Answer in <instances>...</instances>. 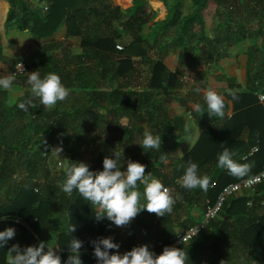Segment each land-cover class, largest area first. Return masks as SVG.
Masks as SVG:
<instances>
[{
	"label": "trees",
	"instance_id": "1",
	"mask_svg": "<svg viewBox=\"0 0 264 264\" xmlns=\"http://www.w3.org/2000/svg\"><path fill=\"white\" fill-rule=\"evenodd\" d=\"M130 1L118 6L129 7ZM189 1L192 10L184 14V0H132L125 10L111 0H0V10L6 7V20L0 27V68L4 71L0 76L13 74L19 59L4 54L10 32L31 39L39 54L37 62L26 63V73L15 77L10 90L0 88V232L18 228L28 240L26 247L38 246L43 241L42 228L57 224V254L62 264L71 254L68 247L74 237L84 244L80 250L83 264H98L91 243L98 238L121 240V255L143 245L158 253L171 245L178 229L195 224L202 215L192 217L190 204L203 202L204 210L206 200L213 203L224 186L242 180L218 167V156L225 148L238 163L252 166L243 179L260 171L264 165V102L255 94L264 92V0ZM152 3L159 5L154 8ZM165 8V18L152 23L156 11L163 16ZM62 24L66 26L64 41L42 42ZM73 37L80 39L79 56L70 52L72 44L67 39ZM120 43L123 50L117 51L115 46ZM242 44V81L223 70L218 77L227 83V92L222 95L226 103L223 118L209 117L203 96L199 101L177 97V91L184 87L180 78L187 66L204 68L197 78L206 88L210 67L234 58L231 51ZM173 51L178 54L175 73L163 63ZM140 57L149 66L141 91L131 87L124 92L121 85L107 92L96 91L95 80L90 84L88 69L82 66L93 60L102 77L113 69L115 75L123 77L133 70L132 59ZM35 71L41 78L50 73L59 75L69 97L46 109L32 96L27 83L29 73ZM158 96L182 101L180 106L202 126L194 143L180 155L176 148L185 122L182 116L171 115ZM29 99L35 106H28L25 112L18 105ZM228 101L232 104L230 117L226 114ZM187 102L200 104L203 116ZM122 116L128 117L126 125L118 120ZM142 119L154 136L160 135L159 150L140 146L145 131ZM255 145L258 151L242 160ZM56 147L69 155L64 168L53 165ZM114 152L119 153L122 171L127 170L129 160L146 165V174L151 172L174 197L179 196L171 214L157 217L144 210L125 234L114 235V224L106 218L98 222L93 206L78 191L71 196L62 191L72 163L84 162L91 171H103L104 158L115 159ZM162 156L168 163L161 162ZM189 161L198 165V175H207L210 184L215 182L213 188L188 190L175 182L184 175ZM138 190L141 204H146L144 186L139 185ZM263 196L264 183L255 187L250 197L228 198L203 232L176 247L188 253L187 264H264V206L258 203ZM248 199L253 201L252 207L246 205ZM71 226L76 227L74 233L68 231ZM10 244L11 240L8 248ZM7 253L6 247H0V264H7Z\"/></svg>",
	"mask_w": 264,
	"mask_h": 264
},
{
	"label": "clouds",
	"instance_id": "2",
	"mask_svg": "<svg viewBox=\"0 0 264 264\" xmlns=\"http://www.w3.org/2000/svg\"><path fill=\"white\" fill-rule=\"evenodd\" d=\"M15 81V74L0 76V88L10 90ZM27 83L31 86L34 98H39L41 105L46 109H53L58 102L65 101L70 91L62 84L59 75L50 73L41 78L40 72L29 73ZM203 91V98L207 105L209 117L223 118L225 116V98L212 89ZM233 94V99H235ZM28 106L34 107L32 99L22 102L18 107L27 111ZM195 112L205 113L200 104L193 107ZM190 115V114H189ZM187 131V127H186ZM142 148H161L160 135H153L147 128L143 133ZM58 154L63 151L62 147L54 148ZM115 159L105 157L103 160V171H91L90 166L84 162L72 163L67 172V179L61 185L64 193L71 196L73 191L88 201L96 212L95 219L99 222L105 218L118 228L129 226L134 219L144 210L157 217H165L173 212L179 196H173L172 190L166 187L160 180L152 177L151 172L146 174V165L131 160L127 161V170L122 171L119 166V153L114 152ZM162 163H167L166 156L161 157ZM218 167L226 169L230 175L243 179L251 171V165L238 163L233 159V154L225 148L218 156ZM178 184L188 190L200 188L207 191L210 178L198 175V165L189 161L184 175L177 180ZM143 185V196L147 203L141 204V192L138 186ZM19 222V221H17ZM69 232L76 231L75 226L68 229ZM16 236V230L8 227L0 232V247L8 250L7 264H62L60 255L56 248L50 243L41 241L38 246L21 248L18 244L8 248V242ZM187 236L183 237L185 245ZM94 256L98 264H187L188 253L175 247H165L162 254L156 255L149 250L147 245L134 247L131 251L119 254V245L113 242L112 237L98 238L93 240ZM83 242L74 239L70 242L68 249L70 255L65 264H83L81 249ZM112 250H116L115 254ZM224 264V262H222Z\"/></svg>",
	"mask_w": 264,
	"mask_h": 264
},
{
	"label": "crops",
	"instance_id": "3",
	"mask_svg": "<svg viewBox=\"0 0 264 264\" xmlns=\"http://www.w3.org/2000/svg\"><path fill=\"white\" fill-rule=\"evenodd\" d=\"M111 2H112V0H111ZM131 5H132V0L130 1V6ZM166 14H167L166 8H165V13L163 16H160L159 13L156 11V18L153 20L152 23L159 21V20H163L165 18ZM152 23L148 24V26L151 25ZM146 31L147 30H145V32ZM10 36L12 37V43L8 44L6 47H4V54H7L11 57L24 58L26 60L27 64H31V63L37 62L39 60V56H38L39 54H38L37 49L35 47V43L33 41H31V39H29L25 35H21V34H17V33H12V34H10ZM65 39H66V26H65V24H62L58 28L56 33L50 39L42 40V42L60 43V42L64 41ZM67 40L70 41L72 44V48L70 51L71 55H74V56L81 55L82 49L79 46L80 39L77 37H73V38H68ZM232 53H234V55L232 56L234 58L229 59V60H225V61L221 62L219 65L213 64L210 67L209 73L206 75V81H205L206 83L204 84L206 88H203L202 85H199V86L196 85L197 77H198L197 73L200 71H203L204 68L201 66L194 65V64H191L184 69L183 75L180 78L182 81L181 83H183V85H184V83H185L184 80H189V82L192 84L191 88H192L193 92H197V89H201V90L211 89L210 88L211 81H209V78L211 76L213 81H215L217 83V85L224 86L223 87L224 89H220V86L215 87L216 88L215 92L222 96L223 93H225V91L227 92V83L223 80H219V78H218L221 76L222 70L225 71L229 76L238 77L239 81H242V77H243V67L245 65V61L241 62L240 58L242 57V55L240 54V52L237 48L233 49ZM177 56H178L177 52L173 51L163 61L164 65L173 73H175L177 70ZM132 61H133V65H134L133 70H130L129 72H127L123 77L115 75L114 69L111 71H108L102 77L101 76L102 72L100 71V68L95 67L96 61H93V60H88L87 65L86 66L82 65V66L85 69H86V67L88 69V76L90 75L89 78L91 79L90 84H92V82H93L92 80H95L94 83H95L96 91L107 92V91H110L112 88L116 87L117 85H121L122 91H124V92L127 91L131 87L134 91L144 90L147 78L149 77V69H148L149 66L144 61V58H142V57L132 59ZM73 69H75V67H73ZM3 72L4 71L1 67L0 73H3ZM74 74L75 73H73V75ZM89 89H91V87H89ZM182 90L183 89L178 90L176 93L177 97L180 99H182V97H181V95L179 96V94H182ZM219 92H221V93H219ZM201 93L203 94V91H201ZM184 94H185V92H184ZM158 98L164 99V102L168 106V109L170 110L171 115H173V116L178 115V112H176V109H179L181 107L180 104L182 103V101L179 102L178 100H176V98H174L172 96L171 97L170 96H167V97L166 96H164V97L158 96ZM168 102H169V104H168ZM187 103L194 106L193 102H187ZM228 106L229 107H228L226 114L231 113L232 104L230 101H228ZM144 116H145L144 118H147L145 114H144ZM118 120L122 125H126L128 122V117L127 116L118 117ZM144 121L145 120L142 119L140 125L142 127L148 129V127L146 126ZM183 121L185 123H187L186 122L187 119H185V117H183ZM196 138H197V136H196ZM196 138H195V140H196ZM187 143H188V141H186L185 143L182 141V143H180L178 145V147L176 148V152H178V150H180L182 153H184L190 147V145L193 144V142H192L189 146H185V145H188ZM56 148H58V147H56ZM62 153L64 155L63 160H66V159L68 160L69 155H67L64 151L60 152L59 154L54 151V157L56 159H57V156L60 158V157H62ZM167 163H168V161H167ZM241 195H246V194H241ZM13 220L16 222L19 221L17 219H13ZM56 225L55 226L50 225V226L43 227L41 230V235L43 238L42 239L43 242L50 243V246L53 248H56L55 251L59 252L60 249L58 248L57 243H56L57 234H58ZM13 228L16 230V236L11 240L10 247L14 244H18L22 249L25 248L26 245L29 244L28 240L24 237V235H22L20 229L15 228V227H13ZM126 228H127V226L124 228H118L115 225H113L114 235L121 234L122 230H125ZM7 259H8V253L6 255V261H7Z\"/></svg>",
	"mask_w": 264,
	"mask_h": 264
},
{
	"label": "built area",
	"instance_id": "4",
	"mask_svg": "<svg viewBox=\"0 0 264 264\" xmlns=\"http://www.w3.org/2000/svg\"><path fill=\"white\" fill-rule=\"evenodd\" d=\"M115 49L117 51H122L123 47L121 44H117L115 46ZM26 68H27V64L24 58H19L18 60H16L14 64V70H13L15 77L23 76L26 73ZM255 95L259 102H264V92H258ZM227 116L230 117V113L227 114ZM257 151H258V146L255 145L250 149V151L247 154L243 155L241 159L245 160L251 155L255 154ZM60 165L61 164L58 163V166ZM177 180H175L176 183H177ZM262 183H264V165L262 166V168L260 169L258 173L250 177H247L245 179H242L238 182L230 183L224 186L213 203H210L209 200L205 201V207L202 212V215L199 217L198 221L195 224L187 227L186 229L182 231L181 230L177 231L176 235L171 238V245L169 247L176 248L178 246L184 245L183 243L184 236H187V240L185 243L187 244L190 240H192L194 237H196L201 232H203L207 228L209 223L217 217L218 213L220 212L225 201L228 198H231L234 195H241L242 193H245L247 197H250V194L252 193L254 188ZM214 186H215V182H212L210 184V188H213ZM35 192H37V189H35ZM258 203L261 206H264V196L258 201ZM246 205L248 207H252L253 201L251 199H248L246 202ZM121 233L125 234V230H122ZM114 243L120 246L122 242L121 240H117ZM160 246H161V242L157 243V247H160ZM163 250L155 254L158 256L162 254Z\"/></svg>",
	"mask_w": 264,
	"mask_h": 264
},
{
	"label": "rangeland",
	"instance_id": "5",
	"mask_svg": "<svg viewBox=\"0 0 264 264\" xmlns=\"http://www.w3.org/2000/svg\"><path fill=\"white\" fill-rule=\"evenodd\" d=\"M33 1H38V0H33ZM116 3L118 5H121L122 2H124L125 0H115ZM114 0H112L113 2V5L115 6H118L116 5ZM152 5L155 7H158L159 3H152ZM191 2L189 0H184V7H183V13L186 14V13H189L192 8H191ZM120 7L122 10H125L129 7H126V8H123L121 6H118ZM151 7V6H150ZM152 8V7H151ZM161 16V14H159ZM6 20V7H3L1 10H0V27H2L3 25V22ZM10 34H12L11 32L7 35L9 38V43L8 44H11L12 43V37L10 36ZM8 40V39H7ZM244 48H245V45H240L239 48H237L239 50V52L241 53L242 51H244ZM231 56L234 55V53H230ZM241 62L245 61V56L242 55V57L240 58ZM208 74V73H207ZM199 78V77H198ZM197 78V82H196V85H201L203 83L202 79H198ZM185 83H184V88L182 90V94H179V96L181 95L182 99L183 98H187V97H190V98H194L196 100H200V98L203 96V94L201 92H193L192 91V84L189 82V80H184ZM209 81H211L210 83V88L212 90L215 91V87L216 86H220V89H224L222 85H217V83L215 81H213L212 77L210 76L209 78ZM200 83V84H199ZM219 88V87H218ZM185 92V94H184ZM226 92V91H225ZM221 93V92H219ZM196 97V98H195ZM170 102V101H169ZM168 102V104H169ZM187 106L190 108V109H193L194 106H192L191 104L187 103ZM176 112H178V115L180 116H183L185 117V119H187V123H185L184 125V130H183V135H182V138L180 139L179 143H182V141L185 143L186 141H188V145H185V146H189L192 142L194 143V140L196 138V136H198L199 132L201 131V124L198 123L197 121H195L193 118H192V115L190 113V111H187L183 106H181L179 109H176ZM190 114V115H189ZM186 127H187V131H186ZM182 152L180 150H178L177 152V155H180ZM63 153H62V157H58L57 156V159L54 157L52 159V161L54 162L53 165H58V163H60L61 165L60 166H57V167H65L66 166V163H67V159L66 160H63ZM242 194H245V193H242ZM190 209V213H191V216L192 217H195V218H198L200 216V214L203 212V202L202 203H199L197 204V206H193V204H190L189 207ZM179 231V229L177 230Z\"/></svg>",
	"mask_w": 264,
	"mask_h": 264
}]
</instances>
